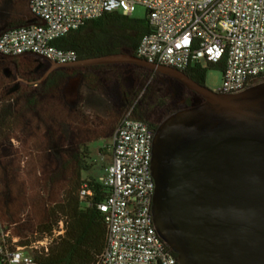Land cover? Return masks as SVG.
Returning <instances> with one entry per match:
<instances>
[{
    "label": "trees",
    "instance_id": "trees-1",
    "mask_svg": "<svg viewBox=\"0 0 264 264\" xmlns=\"http://www.w3.org/2000/svg\"><path fill=\"white\" fill-rule=\"evenodd\" d=\"M29 2L0 0V36L37 23ZM150 30L147 19L111 13L87 21L52 45L75 51L78 60L134 56ZM209 66L224 69L223 63ZM49 68L47 62L31 55L0 56V218L15 225L13 234L21 238L23 247L35 240V233H52L63 220L65 235L47 255L37 254L35 259L43 264H94L106 244V225L98 206L108 190L99 180H85L83 175L92 168L88 143L110 133L98 129L103 118L87 112L85 91L111 97L114 109L105 111L110 114L111 130L118 121L116 113L131 107L133 118L147 122L155 133L159 124L151 122L150 115L165 114L164 121L201 102L185 98L173 79L133 65L61 69L40 83ZM207 71L198 66L187 76L204 86ZM142 88H146L144 98L135 105ZM14 142L20 147L15 148ZM85 183L94 192L88 201L80 198Z\"/></svg>",
    "mask_w": 264,
    "mask_h": 264
},
{
    "label": "built area",
    "instance_id": "built-area-1",
    "mask_svg": "<svg viewBox=\"0 0 264 264\" xmlns=\"http://www.w3.org/2000/svg\"><path fill=\"white\" fill-rule=\"evenodd\" d=\"M137 6L148 11L151 30L142 36L136 58L185 74L202 62L223 63L217 92L221 95L241 93L256 79H264V0H30L29 11L37 23L1 35L0 56L31 55L47 63H74L78 61L75 51L52 43L106 14L131 17ZM132 113L133 107L120 119L113 137L112 165L99 179L108 190L98 206L107 235L104 251L94 264H179L152 217L155 133ZM93 196L89 185L83 184L81 200ZM65 225L61 220L52 233H35V240L23 247L21 238L13 234L15 225L0 218V264H43L35 254L47 255L65 235Z\"/></svg>",
    "mask_w": 264,
    "mask_h": 264
},
{
    "label": "water",
    "instance_id": "water-1",
    "mask_svg": "<svg viewBox=\"0 0 264 264\" xmlns=\"http://www.w3.org/2000/svg\"><path fill=\"white\" fill-rule=\"evenodd\" d=\"M48 64L40 83L61 69L133 65L200 95L155 131V229L179 264H264V82L221 95L129 54Z\"/></svg>",
    "mask_w": 264,
    "mask_h": 264
},
{
    "label": "rangeland",
    "instance_id": "rangeland-1",
    "mask_svg": "<svg viewBox=\"0 0 264 264\" xmlns=\"http://www.w3.org/2000/svg\"><path fill=\"white\" fill-rule=\"evenodd\" d=\"M147 16H148V11L146 10V8L143 6H137V8H136L135 12L132 14L131 18L135 19V20L144 21L147 19ZM202 66L204 68L208 69L207 74H206V78H205V87H207L209 90L213 91L214 93H217L222 86L223 71L217 67L210 68L209 64L206 62H202ZM263 82H264V79H261V78L256 79L254 81L253 86L259 85ZM138 83H139V81L136 82V85H138ZM149 83H150V81H148L146 85H149ZM145 89L146 88L140 89L141 93L138 94L136 101L138 99L140 101L144 98ZM92 116H93V114H92ZM164 116H165V114L158 115V113H156L152 118L149 117V120L155 124L160 125L162 123V121L161 122H158V121L160 118L164 119ZM94 118H95V116H94ZM107 119L108 118H106L105 120L102 119V120L98 121V129H99V131L109 132L110 133L109 137L90 142L87 145L88 149L90 151V163L92 165V168H91L90 172L84 173L83 178L85 180H88L89 178H94L96 180H99L100 178L105 177L107 174L106 170L109 169L110 166L112 165V161H113V137H114L115 130H116L117 125H118L120 120L116 124L114 130H111L110 120H107ZM103 121H105V123ZM106 121H109V123ZM13 144H14L15 148L20 147L19 143H17V142H14ZM22 218L24 220V216ZM35 255H37V253Z\"/></svg>",
    "mask_w": 264,
    "mask_h": 264
},
{
    "label": "crops",
    "instance_id": "crops-1",
    "mask_svg": "<svg viewBox=\"0 0 264 264\" xmlns=\"http://www.w3.org/2000/svg\"><path fill=\"white\" fill-rule=\"evenodd\" d=\"M28 8V6H27ZM109 66H118V65H109ZM92 73H94L92 71ZM95 74V73H94ZM85 97H86V107H87V112L90 114H98L101 118L106 119L110 117V114H106L105 111L109 109L108 111L110 112L112 109H114V102L111 99V97H107L106 94L99 93V91L96 92H86L85 91ZM129 108L121 113H116L118 116V121L121 119V117L128 111ZM112 113V112H111ZM117 121V123H118ZM116 123V124H117Z\"/></svg>",
    "mask_w": 264,
    "mask_h": 264
},
{
    "label": "flooded vegetation",
    "instance_id": "flooded-vegetation-1",
    "mask_svg": "<svg viewBox=\"0 0 264 264\" xmlns=\"http://www.w3.org/2000/svg\"><path fill=\"white\" fill-rule=\"evenodd\" d=\"M93 68V67H92ZM90 69V68H88ZM180 85V90H181V94L185 97V98H189L194 100L195 102H202L203 98L198 95L197 93H195L194 91L190 90L188 87L179 84ZM205 86V85H204ZM150 118L153 117V115L149 116ZM163 118H160L158 122H161ZM163 122V121H162Z\"/></svg>",
    "mask_w": 264,
    "mask_h": 264
}]
</instances>
